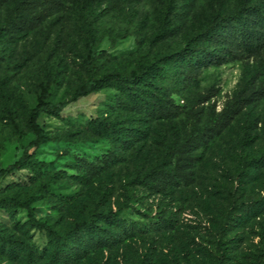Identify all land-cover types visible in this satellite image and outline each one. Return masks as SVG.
I'll return each mask as SVG.
<instances>
[{
  "label": "rangeland",
  "instance_id": "obj_1",
  "mask_svg": "<svg viewBox=\"0 0 264 264\" xmlns=\"http://www.w3.org/2000/svg\"><path fill=\"white\" fill-rule=\"evenodd\" d=\"M238 1L195 0L187 24L164 38L160 37V26L166 0H121L113 5L109 0L90 8L87 14L97 15L96 45L108 53L98 62L100 75L130 72L140 63L152 62L160 53L184 48L189 34L197 28V18ZM85 16L88 15L78 8L76 0H64L59 13L8 44L6 61L12 78L3 82L0 73V169L20 156L19 140L26 132L27 116L41 88L47 89L51 100L70 101L76 87L86 80L82 70L87 50ZM258 90L264 93V51L249 60L209 68L197 87L176 98L182 110L175 120L177 130L181 136L190 131L191 118L183 111L200 96L210 98L199 107L203 108L205 120L212 110L215 114L221 112L236 94ZM113 94L107 88L71 102L60 119L40 118L39 124L55 140L35 153V158L45 164L43 177L31 184L28 175L34 174L28 170L9 176L0 186V198L13 193L11 189L19 190L22 197L32 195L36 220L56 228L67 230L76 216L86 217L92 211L117 213L127 228H132L113 249L93 251L77 264H215L220 256L215 234L229 206L261 199L263 205L254 215L230 221L222 241L227 249L226 264H264V165L248 169L252 161L264 155V95L256 93L253 99L260 98L245 103L228 128L191 152L190 183L169 187L163 181L159 188V182H154L152 188L137 177L138 171L149 169L161 158L157 133L168 124L154 122L141 150L136 147L124 152L122 162L109 172H100L84 186L76 182L74 177L79 173L72 166L82 160L104 166L102 161L110 154L111 144L93 133L88 122L123 115L109 106ZM245 134L251 140L243 145L240 142ZM57 173L62 179H54V186L66 187L62 190L66 194H78L69 204L38 194V184ZM14 184L21 187L11 188ZM107 186L109 197L102 201L101 194ZM161 218L172 221L157 230L155 222ZM25 220L24 212L0 211V224L16 236L22 233L15 221L22 224ZM24 240L36 249L35 264H43L38 255L47 247L46 235L32 231ZM23 262V255L12 260L0 250V264Z\"/></svg>",
  "mask_w": 264,
  "mask_h": 264
},
{
  "label": "trees",
  "instance_id": "obj_2",
  "mask_svg": "<svg viewBox=\"0 0 264 264\" xmlns=\"http://www.w3.org/2000/svg\"><path fill=\"white\" fill-rule=\"evenodd\" d=\"M107 1L109 0H76L78 8L88 15L84 17L87 50L82 64L86 80L76 87L70 101L51 100L47 89L41 88L36 104L27 116L26 132L19 140L20 156L8 167L0 169V186L7 177L23 170L34 174L28 175L31 184L43 177L45 164L35 158V153L41 146L55 140L39 124L40 118L48 116L60 119L71 102L92 93L112 89L114 94L110 97L109 106L115 111H121L123 115L112 117L109 113L110 117L89 120L88 126L92 132L108 140L112 148L102 161L103 167L84 160L72 166L79 173V176L74 177L76 182L87 186L100 172H109L123 161L124 152L136 147L141 150L154 122L167 123L168 127L157 133L158 143L162 146L161 158L149 169L137 172L141 182L152 188L155 186L154 182H159V188L163 181L169 187L190 183V168L193 166L188 156L191 152L205 146L228 128L234 118L242 113L245 103L263 97L262 90L248 95H244L243 91L236 94L221 112L215 114V110H212L204 120L203 108L199 107L210 98L200 96L188 104L187 111H183L191 118L190 131L181 136L177 130L175 120L182 110L175 100L197 87L205 70L249 60L264 51V0H239L231 6L214 8L210 13L197 18V28L189 34L184 48L171 53H160L152 62L140 63L130 72L113 71L100 75L98 62L105 59L108 53L98 49L95 33L97 15H89L87 11ZM111 1L113 5L121 0ZM194 1L166 0L160 26L161 38L179 32L187 24ZM63 4L64 0H0V73L3 82H9L12 78L10 63L6 61L8 44L19 35H26L37 29L59 13ZM256 93L260 97L253 99ZM250 140L251 136L245 134L240 143L244 145ZM263 165L264 155L258 161H252L248 169ZM60 175L53 174L47 182L39 183L38 194L41 198L51 195L59 202L69 204L78 194H66L62 191L66 187L54 186V179H62L58 178ZM19 187V184H14L11 188ZM11 190L13 193L0 198V211L12 214L24 212L26 220L22 224L18 221L14 224L22 233L21 236H16L7 226L0 224V250L12 260L23 255V264L36 262V249L24 240L32 231L43 233L47 237V247L38 255L44 260L43 264H77L93 251L113 249L132 232L131 227L127 228L125 220L112 211H92L86 217L76 216L67 230L56 228L47 221L36 220L32 195L22 197L19 190ZM101 196L102 201L107 200L108 186ZM261 205L263 201L260 199L233 202L229 206L228 213L221 219L215 234L220 251L215 264H226L227 249L222 237L230 221L254 215ZM171 221L161 218L155 222L154 228L159 230L167 227Z\"/></svg>",
  "mask_w": 264,
  "mask_h": 264
}]
</instances>
